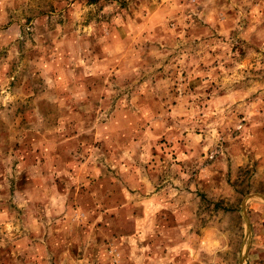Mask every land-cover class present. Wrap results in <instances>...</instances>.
Masks as SVG:
<instances>
[{"label":"rangeland","instance_id":"1","mask_svg":"<svg viewBox=\"0 0 264 264\" xmlns=\"http://www.w3.org/2000/svg\"><path fill=\"white\" fill-rule=\"evenodd\" d=\"M260 250L264 0H0V264Z\"/></svg>","mask_w":264,"mask_h":264},{"label":"crops","instance_id":"2","mask_svg":"<svg viewBox=\"0 0 264 264\" xmlns=\"http://www.w3.org/2000/svg\"><path fill=\"white\" fill-rule=\"evenodd\" d=\"M261 239V238H260ZM261 251H263V250H260L257 254L258 255H260V256H262V255H264V252H261Z\"/></svg>","mask_w":264,"mask_h":264}]
</instances>
